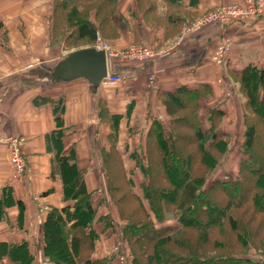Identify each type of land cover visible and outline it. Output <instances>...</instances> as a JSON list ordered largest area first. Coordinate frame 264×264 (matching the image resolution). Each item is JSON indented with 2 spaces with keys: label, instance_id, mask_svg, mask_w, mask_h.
<instances>
[{
  "label": "crops",
  "instance_id": "crops-1",
  "mask_svg": "<svg viewBox=\"0 0 264 264\" xmlns=\"http://www.w3.org/2000/svg\"><path fill=\"white\" fill-rule=\"evenodd\" d=\"M55 1L0 0V243L8 245L0 254V264H18L7 251L9 244L23 242L33 255L32 264H54L45 257L43 223L49 207L73 202L65 199L63 183L54 173L59 153L70 156V162L83 170L92 193L90 201L97 210L94 228L101 234L93 257L111 256L108 264H123L115 255L121 246L118 210L109 198L103 173L102 148L107 147L108 129L101 121L100 100H105L111 114L123 115L119 146L123 149L128 142L132 151L145 145L153 119L168 122L159 93L205 82L213 91L212 105L225 111L223 128L233 131V137L239 128L243 138L246 97L236 76L249 63L264 67V15L200 25L199 18L207 12L245 0H118L114 12L117 37L99 35L100 39L117 49L133 42L147 43L159 55L146 62L110 58L109 69L123 79L117 84L101 82L94 89L85 77L51 78L60 59L83 47L69 48L62 33L55 34ZM95 15L93 10V23ZM222 43H230L231 50L220 65L212 54ZM57 120L62 129L58 147L50 140ZM12 135L25 139L23 175L16 174L10 159L6 137ZM123 158L130 168L127 152ZM107 213L115 222L103 231L98 217Z\"/></svg>",
  "mask_w": 264,
  "mask_h": 264
},
{
  "label": "trees",
  "instance_id": "trees-1",
  "mask_svg": "<svg viewBox=\"0 0 264 264\" xmlns=\"http://www.w3.org/2000/svg\"><path fill=\"white\" fill-rule=\"evenodd\" d=\"M117 2L56 0L54 32L62 33L69 48L94 43L99 35L117 37ZM236 78L246 97L242 157L234 177L213 179L207 188L206 181L228 156L233 138V131L223 128L225 111L219 105L206 106V119L202 117L201 108L213 96L209 84L159 93L168 122L153 119L145 145L132 151L128 142L123 149L119 146L123 115L111 114L100 100L101 121L108 129L103 173L109 198L117 206L122 239L115 255L126 249L129 264H264L248 252L249 247H264V67L249 63ZM61 136L57 120L50 135L56 147ZM126 152L130 168L123 158ZM70 160L62 153L55 156L54 173L63 183L65 199L73 202L49 207L43 223L45 257L54 264H108L111 256L93 257L101 235L94 228L97 210L83 170ZM170 218L180 225L162 224ZM98 221L103 231L115 222L109 213ZM6 244L0 243V254ZM7 254L18 264H32L25 242L9 244Z\"/></svg>",
  "mask_w": 264,
  "mask_h": 264
},
{
  "label": "built area",
  "instance_id": "built-area-1",
  "mask_svg": "<svg viewBox=\"0 0 264 264\" xmlns=\"http://www.w3.org/2000/svg\"><path fill=\"white\" fill-rule=\"evenodd\" d=\"M260 15H264V0H245L243 4H225L218 8L209 11L201 22H217L227 24L234 20L248 21ZM98 37V42L95 45L99 49H104L107 54V59L110 61L112 57L124 58L132 61H148L159 55V51L139 43H132L123 49H115ZM230 43L220 44L212 54V60L217 63H223L226 60L227 54L231 49ZM109 65V63H108ZM123 79V76L108 69L107 75L103 78L104 84H117ZM9 145L10 159L16 171V174L23 175L27 169V160L23 153V136L6 137Z\"/></svg>",
  "mask_w": 264,
  "mask_h": 264
},
{
  "label": "water",
  "instance_id": "water-1",
  "mask_svg": "<svg viewBox=\"0 0 264 264\" xmlns=\"http://www.w3.org/2000/svg\"><path fill=\"white\" fill-rule=\"evenodd\" d=\"M108 73V59L104 49L86 46L69 51L53 67L52 80L69 81L85 77L97 89Z\"/></svg>",
  "mask_w": 264,
  "mask_h": 264
},
{
  "label": "rangeland",
  "instance_id": "rangeland-1",
  "mask_svg": "<svg viewBox=\"0 0 264 264\" xmlns=\"http://www.w3.org/2000/svg\"><path fill=\"white\" fill-rule=\"evenodd\" d=\"M205 15H203V16H201L199 18L198 24H200V25L207 24V22L206 23L201 22L202 18H204ZM208 23H215V22L212 21V22H208ZM103 41L107 42L106 40H103ZM82 43H83V45H80V46H83V47L84 46L85 47L86 46H90L91 47V46H95V44H97L96 42L95 43H93V42L92 43L82 42ZM82 43H80V44H82ZM133 43H139V44H142V45H147V46H150V47L156 49L154 46L149 45L147 43H142V42H133ZM130 44H132V43H130ZM109 45H110V43H109ZM129 45H127V46H129ZM111 47H113V46H111ZM73 48H78V47L74 46ZM113 48H115V47H113ZM115 49H117V48H115ZM120 49H123V48H120ZM157 56H155L153 59H155ZM111 62H112V60H111ZM223 63H219V64L222 65ZM208 101H209V103H206L205 105H203V108H201L202 117L204 119H206V116H207L206 114H204L205 113L204 108L206 106H208V105H212L213 104L212 103V98H210ZM204 125H205V127H207V123L206 122L204 123ZM234 131H235V134H234V137L231 139V143H230L231 148H230L229 154H228V156L224 157L223 161L221 162V164L218 165V167L215 170L214 174H212L210 176V178L206 181V183H205L206 188L211 184L213 179H217V178L218 179L219 178L229 179V177H234L236 175V172H237L236 170L238 168V162H239L240 158L242 157V152H241V141H242V138H241V133L239 131V128L238 129H234ZM163 223H172V224L177 225V226L180 225L179 222L176 219H174V218H170V219L162 222V224ZM120 243H122V242H120ZM117 249H118V247H117ZM248 252H249L250 256L255 258V259H258V258L264 259V247H249ZM126 253H127L126 249H125V253L124 252H122V253L120 252L119 253V258L121 260V263H123V264H129L130 263L129 262V260H130L129 256Z\"/></svg>",
  "mask_w": 264,
  "mask_h": 264
}]
</instances>
